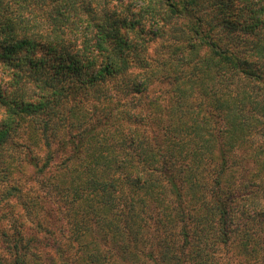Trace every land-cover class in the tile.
I'll list each match as a JSON object with an SVG mask.
<instances>
[{
	"label": "trees",
	"instance_id": "16d2710c",
	"mask_svg": "<svg viewBox=\"0 0 264 264\" xmlns=\"http://www.w3.org/2000/svg\"><path fill=\"white\" fill-rule=\"evenodd\" d=\"M256 133L264 0H0V264H213L237 240L264 264L236 207Z\"/></svg>",
	"mask_w": 264,
	"mask_h": 264
},
{
	"label": "rangeland",
	"instance_id": "374dc122",
	"mask_svg": "<svg viewBox=\"0 0 264 264\" xmlns=\"http://www.w3.org/2000/svg\"><path fill=\"white\" fill-rule=\"evenodd\" d=\"M156 49H160L159 46L156 47ZM160 51H164L159 50ZM163 86V89H168L170 85H161ZM30 132V128L26 130V132L22 133L21 136L18 138L19 142H25L26 140V135ZM252 138L254 139V141L256 143L255 146L259 147L260 145L264 146V137L261 136V134L256 133L254 136H252ZM27 141V140H26ZM27 143L30 146V141H27ZM35 145H39V144H35ZM46 147L42 146V144H40L39 146H33V154L34 157H41V159H44V154L46 152ZM16 161L18 162L19 159H24V157L27 155L25 152V148H16L15 151L14 149L12 150ZM17 156V157H16ZM61 156V153L59 152L54 160H58ZM242 158H239V157ZM248 153L246 155H244V153H242V151H238L237 153L234 154V158H237L238 161L246 166L244 168L243 173L246 174H250L253 171L257 172V179L256 182H251L252 185L249 186V190H251V193L255 192L256 194V201H244L242 198L237 199V208L239 210L240 204H242V208L244 209L246 206L248 209L247 211L249 212L248 214V218L249 220H247V224L248 227L250 228V239L251 241H254V238H258V237H263L264 236V227L260 224L262 222V220L264 219V151L263 154H261V152L258 154V158L261 161H251V158L248 157ZM24 165L25 170L23 172H18L17 176H13V179H18L19 176L21 177L20 180H25L27 178L30 179V167ZM247 168V169H246ZM17 171H15L16 174ZM239 172L236 170L234 171L233 174H228L227 175V180L228 182H233V179H236L234 182L236 183L238 180V183H240L241 180V175L238 174ZM254 180V179H253ZM30 181V180H29ZM26 182V181H25ZM27 183V182H26ZM234 183V184H235ZM237 184V183H236ZM28 190H27V194L24 195V197H27L30 195V185L28 184L27 186ZM54 196L58 197V194H54ZM254 196V195H253ZM29 200V199H28ZM27 200V201H28ZM57 200V199H56ZM4 206H3V210H4V215L11 216L12 213H16V210L20 213V218H24V216L27 218L28 216H30V204H26V207H24L19 203H15L13 199H11L8 203H6L7 201H4ZM253 203V204H252ZM251 204V205H250ZM250 206H254L253 209H250ZM53 207H57L56 204H53ZM258 207V208H257ZM69 229V225L67 224ZM257 228V231L255 230ZM64 229L62 231L66 232V235H64V240L65 242H70L71 241V234L68 233V230ZM68 233V234H67ZM69 235L68 240L67 237ZM62 236V235H61ZM77 241L74 242V246L76 247ZM255 244V243H254ZM72 246V248L74 247ZM74 247V248H75ZM42 251V250H41ZM41 251H38L41 252ZM247 250L241 245L240 240L237 241H232L231 244H228L227 246H221V248H219L217 253V257L215 258V261H213V264H250V263H254L255 261L259 260V256H260V251H256L250 254H245ZM48 253L45 251L40 257H42V261L40 263V258H35L34 262H32L31 264H44L46 258H47ZM68 253H65V256H67ZM247 256V257H244ZM29 261L27 264H30V249L27 252V256H26ZM250 262V263H249ZM62 264V263H61ZM70 264H74V263H70Z\"/></svg>",
	"mask_w": 264,
	"mask_h": 264
}]
</instances>
